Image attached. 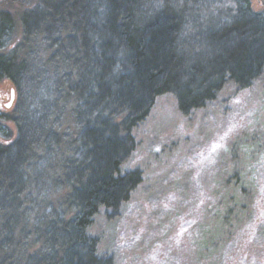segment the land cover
Wrapping results in <instances>:
<instances>
[{"label": "trees", "instance_id": "obj_1", "mask_svg": "<svg viewBox=\"0 0 264 264\" xmlns=\"http://www.w3.org/2000/svg\"><path fill=\"white\" fill-rule=\"evenodd\" d=\"M263 71L250 0H0V264H113L88 229L141 184L122 168L156 98L187 116Z\"/></svg>", "mask_w": 264, "mask_h": 264}, {"label": "rangeland", "instance_id": "obj_2", "mask_svg": "<svg viewBox=\"0 0 264 264\" xmlns=\"http://www.w3.org/2000/svg\"><path fill=\"white\" fill-rule=\"evenodd\" d=\"M250 3L264 11V0ZM11 90L0 83V114L15 106L14 94L6 108ZM132 134L122 169L142 182L116 219L94 217L100 254L113 264H264V71L187 116L162 95Z\"/></svg>", "mask_w": 264, "mask_h": 264}, {"label": "water", "instance_id": "obj_3", "mask_svg": "<svg viewBox=\"0 0 264 264\" xmlns=\"http://www.w3.org/2000/svg\"><path fill=\"white\" fill-rule=\"evenodd\" d=\"M13 100H14V90H11L10 100H9V103L6 104V108H8L10 106V104L12 103Z\"/></svg>", "mask_w": 264, "mask_h": 264}]
</instances>
